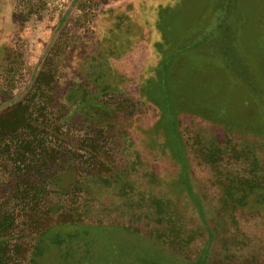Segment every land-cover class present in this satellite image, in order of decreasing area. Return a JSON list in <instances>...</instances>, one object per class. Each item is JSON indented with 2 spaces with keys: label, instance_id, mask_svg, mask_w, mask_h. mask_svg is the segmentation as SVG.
<instances>
[{
  "label": "rangeland",
  "instance_id": "obj_1",
  "mask_svg": "<svg viewBox=\"0 0 264 264\" xmlns=\"http://www.w3.org/2000/svg\"><path fill=\"white\" fill-rule=\"evenodd\" d=\"M173 49L222 89L216 117L264 130L239 87L264 97V0H0V113L49 71L53 203L82 209L24 264H264V136L181 114L178 156L157 90Z\"/></svg>",
  "mask_w": 264,
  "mask_h": 264
},
{
  "label": "trees",
  "instance_id": "obj_2",
  "mask_svg": "<svg viewBox=\"0 0 264 264\" xmlns=\"http://www.w3.org/2000/svg\"><path fill=\"white\" fill-rule=\"evenodd\" d=\"M227 35L229 36L222 35L220 42H226V38H229ZM216 49L218 51V44ZM229 51L222 55L216 53L220 66L233 64L231 60L234 57H231ZM178 54L179 51L173 49L162 56L157 68V90L171 138L180 156L169 82L170 66ZM193 61L196 63L194 59ZM241 74L246 88L241 84L238 86L252 93L264 121V97L259 96L250 79ZM49 78V71L40 70L33 81L34 92L30 91L0 113V264H24L29 257L32 259L31 256L40 251L41 240L48 233L63 224L80 221L82 215V209L74 206L69 198L65 204L53 203L52 194L55 190L52 180L55 176L50 173L56 166L60 169L64 164L68 166V160L64 156L69 155L61 156L53 146L45 144L46 136L56 129V122L48 116L43 102V90H47ZM212 116L214 119L218 118L216 113ZM72 161L76 162L75 159ZM76 163V169L87 174L93 169L98 173L105 164L100 161L95 162L97 167L89 168L87 165L82 168L81 163ZM71 165H74L73 162L70 167ZM263 188L264 186L259 185V190Z\"/></svg>",
  "mask_w": 264,
  "mask_h": 264
},
{
  "label": "crops",
  "instance_id": "obj_3",
  "mask_svg": "<svg viewBox=\"0 0 264 264\" xmlns=\"http://www.w3.org/2000/svg\"><path fill=\"white\" fill-rule=\"evenodd\" d=\"M201 76L200 69L191 65L190 61L185 59L184 57H179L173 65L170 67L169 73V82H170V90L173 101V108L176 117L181 114H195L201 116L206 120H213L218 124H231L234 126H239L240 131L239 134L244 135H263L264 130H255L256 123L247 122L246 124H236V121L225 118H217L211 117L212 114L216 113V107H218L220 90H217V86L214 87H206L201 84V86H194V83L198 77ZM208 80L207 77L201 76V79ZM213 97H218L215 101H213ZM244 111L240 109L238 113L243 114L246 117L259 118L255 109L250 107V103L245 99L243 103ZM247 114L249 116H247ZM262 125V124H261ZM263 127V125H262ZM259 128V127H258ZM264 128V127H263Z\"/></svg>",
  "mask_w": 264,
  "mask_h": 264
}]
</instances>
